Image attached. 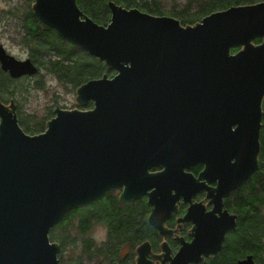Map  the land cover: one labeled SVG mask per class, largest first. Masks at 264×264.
<instances>
[{"label":"water","instance_id":"obj_1","mask_svg":"<svg viewBox=\"0 0 264 264\" xmlns=\"http://www.w3.org/2000/svg\"><path fill=\"white\" fill-rule=\"evenodd\" d=\"M110 8L111 21L101 25L76 0H34L44 24L118 73L79 86L77 102L93 101V108L57 107L37 134L22 128L13 100H0V264H59L52 228L72 209L119 187L125 201L155 188L148 221L164 232L178 199L206 188L185 171L198 162L206 164L201 177L219 180L215 209L189 208L185 219L197 223L194 239L171 264L217 255L236 227L237 215L215 212L259 168L264 1L233 5L186 26L169 15ZM257 38L263 41L254 43ZM2 72L17 79L37 68L0 44ZM155 164L165 169L149 173ZM144 244L138 263L151 264ZM237 264L258 263L249 254Z\"/></svg>","mask_w":264,"mask_h":264},{"label":"trees","instance_id":"obj_2","mask_svg":"<svg viewBox=\"0 0 264 264\" xmlns=\"http://www.w3.org/2000/svg\"><path fill=\"white\" fill-rule=\"evenodd\" d=\"M76 1L85 15L101 25H107L111 21L110 3H115L127 9L138 8L153 15L173 16L186 26L197 24L205 16L215 11L224 10L233 5L253 4L264 0H187L185 8L181 10L175 8L176 10L173 12L165 11L161 0ZM23 20V38L26 44H31V50L41 56L39 59L42 66H45V61H49L51 69H56L59 62L64 59V61L69 60L67 65L62 66L77 77H74L75 80L97 77L99 76L97 73L110 69L105 62L82 50L76 44L59 35L56 30L44 24L34 11L26 14ZM262 41V38H257L254 43L259 44ZM234 49L233 52H236ZM77 53H81L83 56L81 57ZM49 54H54L57 59L54 56L44 59L43 56ZM75 61L79 62V66L75 65ZM3 73L5 72L0 74L1 77L4 75ZM4 78L9 80V77ZM260 142L259 168L242 184L243 191L239 196L236 193V202L231 201L229 204L230 209L237 214L236 227L229 232L225 251L210 259L207 264H237L239 259L249 254L253 255L258 264H264V114ZM113 194L114 192L109 191L106 196L92 204L72 209L64 215L59 224L52 228L50 238L52 241H58L61 253L69 242L74 243L76 240L75 238L70 240V235L65 229L69 218L75 215L81 216V232L84 238L80 245H83L82 253L87 255L88 259H93L99 250L107 251L108 255H104V259L114 258L113 256L120 252L119 249H116L120 244L136 245L148 237L147 225L141 217V209L132 208L130 210L127 208L128 205L123 204L117 195L113 196ZM93 221L107 226V237L100 245L88 237Z\"/></svg>","mask_w":264,"mask_h":264},{"label":"rangeland","instance_id":"obj_3","mask_svg":"<svg viewBox=\"0 0 264 264\" xmlns=\"http://www.w3.org/2000/svg\"><path fill=\"white\" fill-rule=\"evenodd\" d=\"M187 2V0H161L167 12H173L176 10L175 8L181 10L185 8ZM33 3L34 0L33 2L32 0H0V44H3L10 54L19 59L32 56L37 60L41 57L38 56L37 52L31 50V44H26L23 38V18L30 11H33ZM77 54L83 56L81 53ZM51 56L54 54L43 57L49 59ZM54 57L57 59L56 56ZM45 62V66H42L39 59V65L45 70L38 74L25 75L17 79H13L9 72L3 73L2 77L0 76V100L5 104H9L12 100L15 102L19 120L28 133H39L45 130L47 122L55 115L56 107L81 106L76 99V87L72 84L66 86L64 79L50 72L52 66L48 61ZM108 71L112 70L109 69ZM4 77H9V80L7 81ZM2 78L4 79L2 80ZM65 229L70 235V240L74 238L76 240L74 243L69 242L66 245L60 257L65 261L79 260V256L83 254V245L80 244L84 238L81 232V216L70 217ZM107 233L105 224L93 221L88 237L100 245L105 241ZM87 258L86 255L83 260H87Z\"/></svg>","mask_w":264,"mask_h":264},{"label":"flooded vegetation","instance_id":"obj_4","mask_svg":"<svg viewBox=\"0 0 264 264\" xmlns=\"http://www.w3.org/2000/svg\"><path fill=\"white\" fill-rule=\"evenodd\" d=\"M239 49L240 48H235L234 50L238 51ZM26 59H30L33 62V64H35L37 68V73L35 74H38L40 73V71L45 70L39 65L38 63L39 60H36L32 56L27 57ZM64 60L59 62L56 69L52 68L49 71L58 75L60 78H64V83L66 86H69L70 84H72L74 87H76V96H77V89L82 84L90 80H93V79L102 78L104 76H107L109 79H111L118 73V71H103L102 73H97L99 75L97 77H93L90 79L82 78V79L75 80L74 77L76 76H73L72 72L69 71V69L63 68V66L67 65L70 61L69 60L64 61ZM75 62H76L75 65L79 66L78 65L79 62L78 61H75ZM48 63L51 65L49 61ZM75 72H79V71H75ZM93 106H94V102L89 101L85 107H82V105L81 106L78 105V106H73L71 108L63 107V109H91L93 108ZM54 114H55V110H54ZM17 116H18V112H17ZM54 116H52L51 118H53ZM18 119H19V116H18ZM20 125L26 131L23 125L22 124ZM44 131L45 130H43L42 132ZM29 134H37V133H29ZM205 167H206L205 163L198 162L192 165L190 168L185 169V171L192 174L199 183L204 184L206 188H202L201 190L195 191V193L191 196L189 200H185L184 197H180L178 199V201L176 202L175 210L172 212V214L166 219V221L163 224L164 232H160L159 230H157L148 221V218L153 209V207L150 204V194L149 193L153 192L155 188L150 189L147 192V194L143 195L142 197L131 200V201H125L121 199V193L123 192L124 187L114 188L110 190L114 192L113 196L117 195V197L120 199V201L123 204L128 205L127 208H129L130 210L132 208L141 209L142 211L141 217L143 220L146 221L148 237L144 238V240L141 243L136 244V245L135 244H120L116 248V249H119L120 252L114 255L113 256L114 258L110 257L109 259L103 258L104 255H108L107 251L99 250L95 254L93 259L87 258V260H83V258L86 257V255L82 254V256H79V260L65 261L60 258V254H61V250H60L58 253L59 264H139L137 260L139 257L138 248L143 246L142 245L143 243H146L144 244L145 245L144 246V257L146 258V260H148V262H150L151 264H171L172 259L176 257L177 253L181 250L184 244L190 243L194 239L193 234H194L195 229L197 228V223L195 222L194 219H185L189 211V208L192 205H200L204 209L205 214L212 212L215 209V203L212 201L214 199V196L218 194L217 188L219 185V180L218 179L209 180L204 177H201V174L204 171ZM164 169H165L164 166L160 164H155L149 169V173H159L163 171ZM242 191H243V188L241 186L235 190H232L227 196L222 198L221 210L220 212L216 211L215 216L220 218L221 213H225V212H227V214L237 215L234 211L230 209L229 204L231 201L236 202V196H235L236 193H238V196H239V194ZM175 193L176 192L174 190L173 194ZM230 231L226 233L222 248L218 252L217 255L204 257L201 262L190 263V264H207V262L210 259L217 257L219 254H222L226 249L227 239H228Z\"/></svg>","mask_w":264,"mask_h":264}]
</instances>
